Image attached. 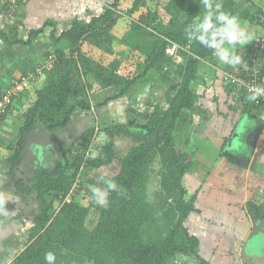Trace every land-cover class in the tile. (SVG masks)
<instances>
[{
	"label": "trees",
	"instance_id": "obj_1",
	"mask_svg": "<svg viewBox=\"0 0 264 264\" xmlns=\"http://www.w3.org/2000/svg\"><path fill=\"white\" fill-rule=\"evenodd\" d=\"M141 8H145V14L129 22L123 35L115 31L119 20L132 18ZM257 11L264 15L262 9ZM165 12L169 15L167 23L160 17L157 3L115 0L99 16L86 21L73 19L70 27L59 35L55 23L48 20L41 28L26 31L25 38L12 43L28 46L46 34L52 45L47 58L53 57L54 61L46 69L41 86L33 90L26 102L16 135L20 148L15 145V151L8 157L11 168L21 158L24 140L36 126L53 133L67 127L75 111L86 115L92 112L89 96L93 84L102 90L119 89L113 98L118 99L150 70L161 68L168 59L165 54L168 44L180 47L178 54L183 61L173 73L179 83L167 89L166 106H153L145 122L129 121L128 127L105 128V143L100 146L93 145L97 133L89 125L75 141L59 147L62 160L52 171L37 167L26 182L22 178L15 180L16 194L21 199L31 198L36 213L22 249L8 264H168L172 260L179 264H209L199 254V237L186 226L188 217L199 213L195 197L186 198L184 185V178L192 173L195 164L189 152L179 149L174 132L180 117L192 115L196 110L199 97L193 86L200 80L202 62L217 64L213 41L227 36L222 30L229 27V21L234 26L243 21L253 23L257 12L237 11L236 0H170ZM222 16L226 19H221ZM203 20L208 22L206 28L201 26ZM0 38L9 42L1 31ZM87 48L95 52L90 56ZM244 50L248 62L234 75L248 78L249 69L255 66L264 88V41L262 46L246 45ZM132 53L142 57L143 71L131 79L121 78L116 72ZM222 91L233 99L229 110L240 112L241 117L264 108L257 94L234 84H226ZM14 104L15 101L0 114L1 120ZM235 126L234 122L232 133ZM125 129L136 133L140 142L118 157L114 141ZM12 149L11 144L8 150ZM114 161L119 163V170L109 181L115 187L103 203L96 205L98 184L89 175L108 168ZM153 174L158 177L154 190L150 187ZM75 184L79 188L73 191ZM86 184L90 189H86ZM11 199L15 201V194ZM5 201L8 203L0 195V212ZM17 203L20 206V199ZM93 208L98 215L93 228L88 229L86 224ZM15 224L19 225L18 230L23 223L15 217ZM49 255L53 257L51 260L47 258Z\"/></svg>",
	"mask_w": 264,
	"mask_h": 264
},
{
	"label": "crops",
	"instance_id": "obj_2",
	"mask_svg": "<svg viewBox=\"0 0 264 264\" xmlns=\"http://www.w3.org/2000/svg\"><path fill=\"white\" fill-rule=\"evenodd\" d=\"M114 1L27 0L12 15L4 10V4L0 2V24L8 27L10 32L8 35L3 31V27H0V31L8 37V43H10L0 40V94L13 81L21 79L28 73L32 74L38 67L42 69L33 75L28 91L26 90L15 100V128H17V130L15 129V135H17L18 129L22 125L27 100L32 95L33 90L41 86L47 71L45 68L49 59L47 55L50 54L52 48L51 41L46 34L39 36L28 46L12 44L20 39L19 30L24 31L23 38H25L26 31L39 29L46 21L50 20L55 23L56 35H59L70 27L73 19L86 21L91 17L99 16L104 8ZM122 3L128 2L124 1ZM255 3L263 2L257 0ZM7 17L15 19L14 27H9L10 23L6 21ZM94 52L95 50L92 49L90 54ZM201 71L203 78L206 70L202 68ZM219 80L222 81V78L219 77ZM209 82L214 84L215 93L218 95L215 105L203 109L200 107L201 103L199 102L196 106L198 112L203 114L202 111L206 110L207 116L201 122H196L195 114H193L184 130V133L187 132L185 135L188 136L186 152L190 153V158L195 164L191 173L192 179L196 181V179L202 178L201 185H203L198 196L200 205L195 204L196 208L199 209V213L191 214L186 221V226L189 232L199 237V254L209 264H251L249 261H243L241 252L252 230L251 216L255 215L259 219H264V108L258 112L255 111L249 117H241L240 112L229 110L225 103L229 97L223 93V89H221L223 87L220 86L218 80L215 78ZM221 83L224 84L223 81ZM95 85L93 84L89 96L91 108L93 109L91 113L94 115L90 118V116L80 111H75L72 115L73 123L87 118V120H91L90 126H94L93 123L95 122L100 126H105L117 123L116 119L120 118L121 120L122 117L123 121L126 120L128 110L122 103L123 99L121 101L120 99L118 101L113 99L117 94L115 88H108L110 93L109 96H106L105 92L107 90L99 89L95 91ZM96 87L98 86L96 85ZM105 101L107 102L105 103ZM116 102L118 105H116ZM106 108L111 111L103 115L102 111ZM10 113L4 120L7 119ZM223 115L227 117H223ZM87 120L83 121L85 126H88L86 124ZM234 122L236 126L232 133ZM65 128V130H69L68 127ZM60 129H55L51 134L61 148L68 144L64 145L62 143L63 140L61 139L64 133ZM55 133L56 137L54 136ZM230 139H232L231 145L236 147V154L231 156L228 155L230 148L224 151L227 145L231 147V145L229 146ZM15 142L17 143L16 148H20V145H18L19 138ZM0 145L4 144L0 141ZM180 150L185 151L182 147ZM30 164L22 160L21 156L15 167H24L25 165L24 168H29ZM198 168L204 169L203 173L198 171ZM31 171H34V169H31ZM196 182L199 183V181ZM2 188H0L1 194L11 198L14 193H7L6 189ZM16 190L15 186V205L17 200L21 199V195H17ZM11 201H8L9 207L7 205L5 208L13 207L12 204L14 203ZM18 206H16L15 212H19L20 208H25L23 204H20L21 207ZM17 216V213H15V217ZM9 221L0 223L1 235L9 231V227L12 225ZM17 226L19 225L15 224V230ZM12 237L7 241L0 240V258L3 257L4 253L7 254L8 249L10 250L17 244L15 241L14 245L10 240ZM168 264H178V262L172 260Z\"/></svg>",
	"mask_w": 264,
	"mask_h": 264
},
{
	"label": "rangeland",
	"instance_id": "obj_3",
	"mask_svg": "<svg viewBox=\"0 0 264 264\" xmlns=\"http://www.w3.org/2000/svg\"><path fill=\"white\" fill-rule=\"evenodd\" d=\"M151 3H157L159 7V15L164 20V23H167L169 20V15L165 12V6H167V3L170 0H149ZM257 0H238L236 3V10L241 11L247 9L248 11L252 12L253 14L256 13V19L253 23H249L248 21L239 22L234 26V33L237 35L236 39H231L228 35L223 38H217L213 41V47L215 49L214 51V58L217 60V64L214 66L213 64L203 61L201 67L206 70L203 78H202V71L200 73V81L195 82V91L198 95V101L196 105L200 104V107L205 109L208 106H214L217 101V94L215 93L216 88H214V84L212 81L215 78L218 80V83L222 87L226 86L228 84L227 82L223 81L224 74L226 73H236L240 68L244 67L246 63L248 62L247 59H245L244 55V47L246 45H252L254 47L256 38H259L261 36L264 37V30L262 29L264 24V15H260L258 13V9H262L264 12V0H261L263 3H255ZM262 5V6H261ZM146 10L145 8H141L138 12H136L132 18H125L119 20L120 22L116 26L115 31L123 35L125 33L126 25L131 22L133 19L138 20L140 16L145 14ZM87 20V19H86ZM8 23H10L9 27L15 26V19L8 18L6 20ZM70 24V23H69ZM201 26L206 28L208 26V22L206 20L201 21ZM0 27H3V31L8 33L9 30L8 27L1 25ZM201 28V27H200ZM21 30V29H20ZM19 30V37L20 39L23 38L24 31ZM1 40V38H0ZM241 41H246L242 43ZM120 44V43H117ZM92 49L87 48L86 51L89 54ZM91 56V54H90ZM180 57V56H179ZM181 60H183L182 57H180ZM179 62L174 61L172 59H165L162 62V66L159 70H150L144 78L137 80L126 92L125 94L118 98L117 101L120 99L122 100L123 105L127 107L128 110V116L127 119L123 121V117L120 120L116 119L117 123H114L112 125H105L100 126L97 124V122L93 123L95 133L97 135L93 138V145H103L105 143L106 136L103 133L105 131V128L113 127V126H123L128 127L129 121H136L139 124H142L145 122L147 118V114L150 113L153 109V106H156L159 104L161 107H165V96L167 89L174 85L178 84L179 80L174 76V71L176 67L179 65ZM264 63V62H263ZM181 64V63H180ZM144 65L142 64V57H140L138 54L132 53L131 56H129L128 59L123 61V64L119 67L116 74L120 76L121 78H127L131 79L133 77L139 76L142 71ZM201 68V69H202ZM36 69H41V67H38ZM213 76V78H211ZM219 77L222 78V81L224 84H222L221 80H219ZM91 81V80H90ZM102 89L101 87H96L95 85V91ZM223 89V88H221ZM105 92L106 96H109L110 89H106ZM116 90V88H115ZM119 89H117L118 93ZM220 91V90H219ZM218 93V91H217ZM233 100V99H232ZM230 98L226 99L227 106L230 105L232 102ZM116 105L117 102H116ZM116 107V106H114ZM13 113H10V115L7 117L6 120L0 119V141L4 145H0V188L3 187L6 189L7 193H14L15 194V177L22 178L23 181H27L31 176L32 172L28 170L24 165L21 167L11 168L8 163V156L11 152L15 151V144L17 143V137L15 138V104L12 107ZM111 110L109 108L104 109L103 115H106V113H109ZM198 108L196 107V110L193 112L195 114L196 122H201L203 118L207 116V111H202V113L198 112ZM192 114V115H193ZM93 113H89L88 116L90 118L93 116ZM101 115V114H100ZM192 115L183 114L176 126L175 132H174V138L178 145V147L181 149L184 148L186 152L187 147V141L188 136H186L184 133L185 127L187 126V122L191 118ZM113 116V115H111ZM87 120V118H85ZM83 120V121H85ZM83 121L73 123V120L69 123L67 126L69 129L68 131L65 130L66 128H61L60 131H63L64 136L61 140L62 143L69 144L73 141H75L81 133L91 124V120H87L86 124L88 126H85ZM190 124V123H189ZM99 131V132H98ZM123 135L114 141L115 143V152L118 157H122L127 150L132 146L140 142V138L136 133H134L131 130L125 129L123 131ZM56 133L54 134V136ZM57 136V135H56ZM55 136V137H56ZM231 140L229 141V146L231 145ZM60 141V140H59ZM238 142V141H237ZM12 144L13 149L10 151L8 150V147ZM230 148V152L228 153L229 156L236 154V147L234 145H231V147H228V145L225 147V150H228ZM5 153L7 154L5 156ZM155 165V171H157L158 167ZM208 166V165H207ZM119 170V163L115 162L109 166L108 168H103L98 170V172H93L89 175L90 178L96 180L98 184V191L101 193H104L103 201L106 198V195L110 192L113 187H109V179L113 176L117 175ZM198 171H201L203 173L204 169L198 168ZM157 175L153 174L151 176V189H156L158 185V179ZM193 176L191 174L187 175L184 178V185L187 188V199H190L191 197H195V204L200 205V199H198V196L201 193V179H196V181H199L197 183L194 181ZM86 189H90V186L86 184ZM2 188V189H3ZM198 190V191H197ZM2 196V200H7L10 202L12 200L10 197H6L3 194L0 193ZM5 197V198H4ZM101 196H97L95 203L96 205L101 204L100 199ZM13 201V200H12ZM11 201V202H12ZM21 204L25 206L24 209L20 208L19 212H15V201H13L14 204H12L13 207L11 208H5L7 205L9 207V204L5 201L4 202V208L0 212V223H4L7 220H10L9 222L12 223V227H9V231L6 232V234H3L1 236L2 239L7 241L11 236H13L10 240L14 243L15 241L17 244L10 248V250H7V254H3V257L0 258V264H8V262L15 256L16 252L20 249H22V244L25 243L27 239V232L30 227V223L32 222L34 215L36 213V208L33 205V201L31 198L24 197L23 199H20ZM56 204H58V201H56ZM82 204H86V202H83ZM21 207V206H20ZM15 213L17 215H20L19 218L22 221V226L20 229L15 230ZM98 212L95 208H93L90 211L88 221H87V228L92 229L96 219H97ZM5 225H7L5 223ZM6 229V228H5ZM10 232V233H9ZM4 241V242H5ZM178 262V261H177ZM179 264V262H178Z\"/></svg>",
	"mask_w": 264,
	"mask_h": 264
},
{
	"label": "water",
	"instance_id": "obj_4",
	"mask_svg": "<svg viewBox=\"0 0 264 264\" xmlns=\"http://www.w3.org/2000/svg\"><path fill=\"white\" fill-rule=\"evenodd\" d=\"M22 160L34 164L35 168L48 170L62 160V153L52 134L42 126H36L25 140ZM40 165V166H37ZM252 230L244 243L241 257L251 264L264 263V219L251 216Z\"/></svg>",
	"mask_w": 264,
	"mask_h": 264
},
{
	"label": "built area",
	"instance_id": "obj_5",
	"mask_svg": "<svg viewBox=\"0 0 264 264\" xmlns=\"http://www.w3.org/2000/svg\"><path fill=\"white\" fill-rule=\"evenodd\" d=\"M1 3H4L6 7V11L8 14L12 15L21 5H24L27 0H0ZM264 39L259 37L255 40L256 47L262 46ZM180 47L175 43H170L165 49V54L168 59H172L174 61L182 63L181 56L178 54ZM180 56V57H179ZM54 61L53 57H49L48 63L45 65L46 69H49ZM42 69H37L35 72L28 73L25 78H21L13 81L8 88L4 89L0 94V114L4 113L6 109L12 105L13 101L20 94L24 93L30 84V81L34 74L40 72ZM250 75L248 78H241L239 76H235L233 73L224 74L223 81L229 84H234L239 88L245 89L249 93H255L262 99L264 102V88L258 81L259 70L257 67L252 66L250 69ZM79 188L78 185H74L73 191H76ZM70 197V196H68ZM65 198V200L68 199Z\"/></svg>",
	"mask_w": 264,
	"mask_h": 264
},
{
	"label": "clouds",
	"instance_id": "obj_6",
	"mask_svg": "<svg viewBox=\"0 0 264 264\" xmlns=\"http://www.w3.org/2000/svg\"><path fill=\"white\" fill-rule=\"evenodd\" d=\"M221 19H226V18L222 16ZM228 23H229V27L226 28V29H223V30H222V33L228 35L231 39H236V38H237V35H236V34L234 33V31H233V29H234V24H233L232 21H229ZM241 42L244 43V42H246V41H241ZM109 187H115V184L112 183V182H110V183H109ZM97 196H101V197H102V198L100 199V202L103 203V202H104V201H103L104 193H101V192L97 191ZM47 258H48L49 260H51L53 257H52L51 255H49Z\"/></svg>",
	"mask_w": 264,
	"mask_h": 264
},
{
	"label": "flooded vegetation",
	"instance_id": "obj_7",
	"mask_svg": "<svg viewBox=\"0 0 264 264\" xmlns=\"http://www.w3.org/2000/svg\"><path fill=\"white\" fill-rule=\"evenodd\" d=\"M56 164V163H55ZM37 166H40V165H37ZM37 168V167H36ZM28 170H30L31 171V169H34L35 170V166H34V164H30V166H29V168H27ZM47 169L49 170V171H52L53 170V168L52 169H50L49 167H47ZM47 170V171H48Z\"/></svg>",
	"mask_w": 264,
	"mask_h": 264
}]
</instances>
